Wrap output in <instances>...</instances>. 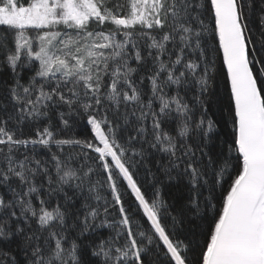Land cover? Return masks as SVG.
<instances>
[{
	"label": "snow or ice",
	"instance_id": "6c2138e0",
	"mask_svg": "<svg viewBox=\"0 0 264 264\" xmlns=\"http://www.w3.org/2000/svg\"><path fill=\"white\" fill-rule=\"evenodd\" d=\"M0 264H264V0H0Z\"/></svg>",
	"mask_w": 264,
	"mask_h": 264
},
{
	"label": "trees",
	"instance_id": "16d2710c",
	"mask_svg": "<svg viewBox=\"0 0 264 264\" xmlns=\"http://www.w3.org/2000/svg\"><path fill=\"white\" fill-rule=\"evenodd\" d=\"M221 91H223V89L221 88Z\"/></svg>",
	"mask_w": 264,
	"mask_h": 264
}]
</instances>
